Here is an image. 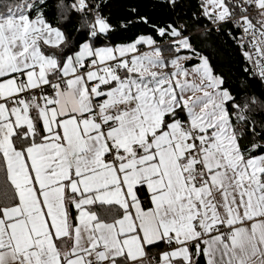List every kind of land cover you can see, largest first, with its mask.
Segmentation results:
<instances>
[{
  "label": "snow or ice",
  "instance_id": "obj_1",
  "mask_svg": "<svg viewBox=\"0 0 264 264\" xmlns=\"http://www.w3.org/2000/svg\"><path fill=\"white\" fill-rule=\"evenodd\" d=\"M0 264H264V0H0Z\"/></svg>",
  "mask_w": 264,
  "mask_h": 264
}]
</instances>
